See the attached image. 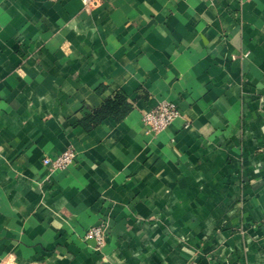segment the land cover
Wrapping results in <instances>:
<instances>
[{
  "label": "crops",
  "instance_id": "crops-1",
  "mask_svg": "<svg viewBox=\"0 0 264 264\" xmlns=\"http://www.w3.org/2000/svg\"><path fill=\"white\" fill-rule=\"evenodd\" d=\"M0 264H264V0H0Z\"/></svg>",
  "mask_w": 264,
  "mask_h": 264
},
{
  "label": "built area",
  "instance_id": "built-area-1",
  "mask_svg": "<svg viewBox=\"0 0 264 264\" xmlns=\"http://www.w3.org/2000/svg\"><path fill=\"white\" fill-rule=\"evenodd\" d=\"M212 1V0H208ZM182 116L179 106L172 100H164L154 108L143 113V120L152 132H160L168 128L176 119ZM77 158V151L74 148H67L57 156H46L44 165L51 171L64 170ZM87 238L96 240L99 246L107 242L105 224L93 226L86 234Z\"/></svg>",
  "mask_w": 264,
  "mask_h": 264
},
{
  "label": "trees",
  "instance_id": "trees-1",
  "mask_svg": "<svg viewBox=\"0 0 264 264\" xmlns=\"http://www.w3.org/2000/svg\"><path fill=\"white\" fill-rule=\"evenodd\" d=\"M130 109L131 105L127 102L126 95L119 92L116 97L107 99L100 108L95 110L89 120L99 122L108 116L120 120Z\"/></svg>",
  "mask_w": 264,
  "mask_h": 264
}]
</instances>
